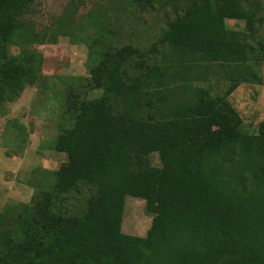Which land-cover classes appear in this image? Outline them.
Masks as SVG:
<instances>
[{"label": "trees", "instance_id": "obj_1", "mask_svg": "<svg viewBox=\"0 0 264 264\" xmlns=\"http://www.w3.org/2000/svg\"><path fill=\"white\" fill-rule=\"evenodd\" d=\"M37 1L0 0V106L43 79L44 56L31 46L57 33L36 32ZM117 3L157 11L165 25L150 47L120 46L92 16L89 76L62 79L52 148L67 164L30 203L0 212V264H264V122L258 133L245 128L228 100L249 79L242 71L264 64V3ZM72 15L61 33L78 43ZM211 75L231 82L224 95L194 86ZM96 90L103 96L87 97ZM154 154L161 166L133 169ZM128 197L153 215L145 237L123 232Z\"/></svg>", "mask_w": 264, "mask_h": 264}, {"label": "rangeland", "instance_id": "obj_2", "mask_svg": "<svg viewBox=\"0 0 264 264\" xmlns=\"http://www.w3.org/2000/svg\"><path fill=\"white\" fill-rule=\"evenodd\" d=\"M264 3V0H262ZM72 11V22L79 30V42L61 32L63 21ZM92 16L100 17L102 27L118 33L120 46L131 43L150 47L157 41L165 19L157 11L141 15L126 12L117 0H38L31 19L37 33H57L56 42L31 46L43 54V79L34 86H27L20 98L0 106V212L8 206L30 203L33 196L53 183V173L67 164V156L57 153L52 145L62 132L61 114L65 101L62 79L68 81L89 76L90 49L88 37H95L90 24ZM227 26L243 30L245 24L228 19ZM100 28L98 27V30ZM67 31H69L67 29ZM264 33V28H263ZM77 40V39H76ZM13 53L19 49L12 48ZM250 79L255 75L262 83L243 80L228 98L241 116L245 128L259 132L264 122V64L249 71H242ZM231 82L211 75L209 81H195V87L207 88L213 95H224ZM103 96V90L88 93V98ZM161 166L160 157L137 156L134 170ZM143 199L128 197L123 217V232L145 237L151 228L153 215L147 211Z\"/></svg>", "mask_w": 264, "mask_h": 264}]
</instances>
